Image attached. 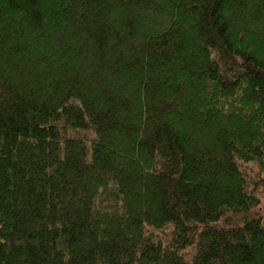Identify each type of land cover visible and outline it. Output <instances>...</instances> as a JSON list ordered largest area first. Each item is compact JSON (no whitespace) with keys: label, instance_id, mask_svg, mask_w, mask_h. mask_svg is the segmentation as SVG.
<instances>
[{"label":"trees","instance_id":"obj_1","mask_svg":"<svg viewBox=\"0 0 264 264\" xmlns=\"http://www.w3.org/2000/svg\"><path fill=\"white\" fill-rule=\"evenodd\" d=\"M0 264H264V0H0Z\"/></svg>","mask_w":264,"mask_h":264}]
</instances>
